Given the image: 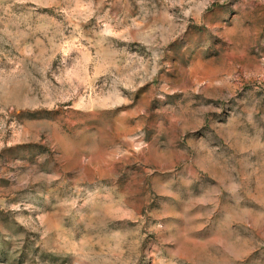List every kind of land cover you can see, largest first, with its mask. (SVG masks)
<instances>
[{
	"label": "rangeland",
	"instance_id": "1",
	"mask_svg": "<svg viewBox=\"0 0 264 264\" xmlns=\"http://www.w3.org/2000/svg\"><path fill=\"white\" fill-rule=\"evenodd\" d=\"M0 264H264V0H0Z\"/></svg>",
	"mask_w": 264,
	"mask_h": 264
}]
</instances>
